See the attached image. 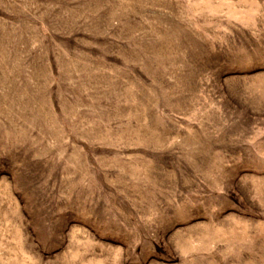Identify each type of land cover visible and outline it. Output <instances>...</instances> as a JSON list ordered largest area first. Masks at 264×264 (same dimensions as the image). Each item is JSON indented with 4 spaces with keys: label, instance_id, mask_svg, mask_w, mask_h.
Instances as JSON below:
<instances>
[{
    "label": "rangeland",
    "instance_id": "rangeland-1",
    "mask_svg": "<svg viewBox=\"0 0 264 264\" xmlns=\"http://www.w3.org/2000/svg\"><path fill=\"white\" fill-rule=\"evenodd\" d=\"M0 264H264V0H0Z\"/></svg>",
    "mask_w": 264,
    "mask_h": 264
}]
</instances>
